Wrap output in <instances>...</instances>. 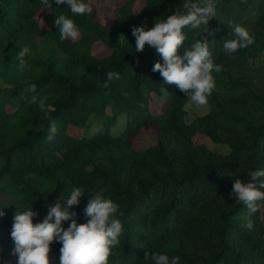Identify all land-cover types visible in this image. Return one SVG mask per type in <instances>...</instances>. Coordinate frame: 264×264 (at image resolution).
Returning a JSON list of instances; mask_svg holds the SVG:
<instances>
[{
  "label": "trees",
  "instance_id": "obj_1",
  "mask_svg": "<svg viewBox=\"0 0 264 264\" xmlns=\"http://www.w3.org/2000/svg\"><path fill=\"white\" fill-rule=\"evenodd\" d=\"M137 1L125 0L116 20L105 25L93 12L75 15L55 0L50 8L41 0H0V209L6 213L0 229L11 233L20 208L33 207V223L42 222L57 198L82 187L85 193L72 209L78 223L85 222L83 210L95 191L123 211L117 218L124 231L109 264H154L144 259L146 251L179 256V264H264L261 208L250 213L230 194L234 178L247 181L250 171L264 169V67H254L264 56V0H215L217 16L208 26L183 29L187 39L180 55L201 28L214 30V24L228 40L235 39L230 20L255 36L251 46L231 56L222 42L210 44L223 70L213 73L209 112L190 122V98L152 71L157 61L163 63L155 49L135 52L131 31L184 11V0H145L144 9ZM61 14L75 21L78 39L60 40L54 19ZM100 42L110 55L96 56L94 44ZM24 46L30 53L21 72L16 56ZM109 71L120 79L99 87ZM152 95L162 97L161 109L151 105ZM33 96L37 104L28 102ZM123 114L125 129L114 135L112 124ZM49 118L58 129L51 141ZM70 125L83 134L70 133ZM94 126L103 130L90 133ZM146 127L157 128V142L136 149L133 139ZM249 221L251 230L245 227ZM60 247L50 246L54 264H60Z\"/></svg>",
  "mask_w": 264,
  "mask_h": 264
},
{
  "label": "clouds",
  "instance_id": "obj_2",
  "mask_svg": "<svg viewBox=\"0 0 264 264\" xmlns=\"http://www.w3.org/2000/svg\"><path fill=\"white\" fill-rule=\"evenodd\" d=\"M55 3L66 5L71 13L79 16L93 12L92 5L86 0H55ZM41 4L45 8L52 6L49 0H41ZM183 9H176L165 19L155 21L151 28L143 24L133 26L131 31L135 37V52L143 53L146 46L155 49L163 63L157 61L152 71L160 73L164 84L176 85L197 107H203L208 104L216 88L213 73L221 72L223 66L214 61L207 38L197 39L190 48L185 49L183 55L178 53V49L187 39L183 29L208 26L210 19L217 16V5L215 0H184ZM54 23L61 41L79 38V29L73 19L61 14L55 16ZM228 26L235 36V39L223 44L229 56L255 42V36L244 26L233 24L231 20ZM211 34L215 35L213 32ZM29 53L28 46L18 52V71L22 72L28 67L25 57ZM114 79H120V74L109 71L107 79L102 84L98 83V86L107 88ZM28 102L37 104L38 98L33 96ZM38 106L44 108L43 99L39 100ZM57 130L56 121L49 118L48 141L53 140ZM247 177V181L234 178L230 194L236 203H242L250 213H256L261 208V202H264V169L250 171ZM84 193L82 187H73L67 198L59 197L50 205L43 221L39 223H33V218L38 216L33 207L20 208L14 214L10 236L14 244L11 254L17 258L16 264H50V246L54 242L61 244L60 264H109L112 250L119 245L124 231L121 220L117 218L118 214L123 215V211L117 202L106 197L102 191H95L83 210L85 222L78 223L77 213L72 209L79 205ZM5 215L3 208L0 209V218ZM66 221H70L67 228L64 227ZM245 227L251 230L252 222L249 221ZM144 259L154 264H179L180 261L179 256L169 258L166 254L149 251L145 252Z\"/></svg>",
  "mask_w": 264,
  "mask_h": 264
},
{
  "label": "rangeland",
  "instance_id": "obj_3",
  "mask_svg": "<svg viewBox=\"0 0 264 264\" xmlns=\"http://www.w3.org/2000/svg\"><path fill=\"white\" fill-rule=\"evenodd\" d=\"M125 0H89L90 4L93 6V18L95 21L100 22L101 24L105 25H111L115 20L117 16L116 9L121 6L124 3ZM218 1V0H217ZM137 8L138 9H144L145 8V0H138L137 1ZM214 30H209L208 28H201V32H198V39H204L207 38L209 43H212L214 41H220L222 44H224L225 41L228 40L227 37H225L222 34L217 33V29L219 30V27L217 24H214L212 26ZM216 31V32H215ZM214 33L213 36L211 33ZM94 52L96 56L102 58L106 57L111 54L112 50L104 45L103 43H96L94 44ZM264 67V56L261 57L257 64L254 65V67ZM2 82L0 81V85ZM162 97H157L155 95H152L150 98L151 105L154 106L156 109H161L162 104ZM188 114H187V121H192L195 117L204 115L209 112L210 107L207 104L203 107H197L190 99L187 102L185 106ZM125 129V115L123 114L120 116L115 124H112L111 132L114 135L121 134ZM103 130V127L101 126H94L90 133L98 132ZM69 132L74 133L76 135H82L83 130L80 128H76L72 125L69 126ZM157 142V128L155 127H146L145 129H142L139 131L135 138L133 139V144L136 149L143 150L153 144H156ZM211 148L222 152L227 153L229 150L226 146H217L213 143H210L209 145ZM4 198L9 199L10 197L7 195H4ZM261 212L262 217L264 218V204H261ZM14 247L13 241L11 239L10 234L7 231L0 229V258H2L5 262V264H16V257L11 254L12 248ZM50 258V264H54L57 260L56 256L50 251L49 253Z\"/></svg>",
  "mask_w": 264,
  "mask_h": 264
}]
</instances>
